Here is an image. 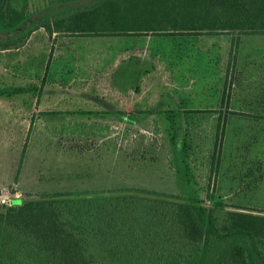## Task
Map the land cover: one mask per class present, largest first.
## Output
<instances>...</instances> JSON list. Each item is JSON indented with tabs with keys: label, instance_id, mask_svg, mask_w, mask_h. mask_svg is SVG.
<instances>
[{
	"label": "rangeland",
	"instance_id": "1",
	"mask_svg": "<svg viewBox=\"0 0 264 264\" xmlns=\"http://www.w3.org/2000/svg\"><path fill=\"white\" fill-rule=\"evenodd\" d=\"M49 1L26 0V11ZM132 63L138 75L126 85L114 75ZM0 92V206L75 189L183 195L171 164L176 105L192 191L208 206L211 194L227 208L264 210V34L39 28L22 46L0 49Z\"/></svg>",
	"mask_w": 264,
	"mask_h": 264
},
{
	"label": "trees",
	"instance_id": "2",
	"mask_svg": "<svg viewBox=\"0 0 264 264\" xmlns=\"http://www.w3.org/2000/svg\"><path fill=\"white\" fill-rule=\"evenodd\" d=\"M39 28L48 35L264 34V0H50L34 12L26 11V0H0V49L22 46ZM137 75L132 63L119 65L114 77L132 85ZM182 111L172 106L171 164L183 195L75 189L6 203L0 206V264H264V210L227 208L211 194L208 206L192 191L178 132ZM219 120L216 132L223 133Z\"/></svg>",
	"mask_w": 264,
	"mask_h": 264
},
{
	"label": "crops",
	"instance_id": "3",
	"mask_svg": "<svg viewBox=\"0 0 264 264\" xmlns=\"http://www.w3.org/2000/svg\"><path fill=\"white\" fill-rule=\"evenodd\" d=\"M77 110H79V111H84L83 109H81V108H77ZM14 197H19L18 195L17 196H14ZM20 197H22V196H20ZM10 199H8V201H9ZM10 202V201H9Z\"/></svg>",
	"mask_w": 264,
	"mask_h": 264
},
{
	"label": "built area",
	"instance_id": "4",
	"mask_svg": "<svg viewBox=\"0 0 264 264\" xmlns=\"http://www.w3.org/2000/svg\"><path fill=\"white\" fill-rule=\"evenodd\" d=\"M2 201H5V200H2Z\"/></svg>",
	"mask_w": 264,
	"mask_h": 264
}]
</instances>
